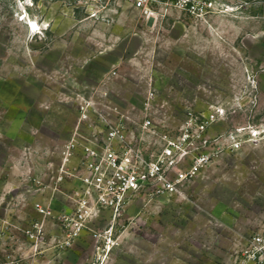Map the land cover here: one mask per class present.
I'll return each mask as SVG.
<instances>
[{"label":"rangeland","instance_id":"374dc122","mask_svg":"<svg viewBox=\"0 0 264 264\" xmlns=\"http://www.w3.org/2000/svg\"><path fill=\"white\" fill-rule=\"evenodd\" d=\"M225 1V12L206 19L176 9L147 19L119 0H0L2 180L19 179L26 189L49 163L56 174L78 122L79 94L127 114L148 152H159L166 137L182 140L189 128L180 170L201 153L210 156L177 191L140 190L76 237L48 223L47 249L34 256L19 258L8 237L0 261L236 264L242 237L264 221V0ZM13 149L21 150L25 171L8 162Z\"/></svg>","mask_w":264,"mask_h":264},{"label":"built area","instance_id":"2783aa9c","mask_svg":"<svg viewBox=\"0 0 264 264\" xmlns=\"http://www.w3.org/2000/svg\"><path fill=\"white\" fill-rule=\"evenodd\" d=\"M119 1L130 4L147 19L157 18L169 9L206 19L229 8L225 0ZM78 97L80 115L71 138L64 145L56 174L49 172L52 169L49 163L40 178L30 176L26 189L20 186L7 191L0 189V212L3 213L0 218L4 222L0 227V250L5 248L2 240L10 237L18 248L19 258L34 256L47 249L48 223L57 224L62 236L76 237L102 211L119 212L140 190L148 188L156 195L177 191L183 179L193 176L209 160V154L201 153L194 157L187 170H180L178 163L190 153L188 142L193 139V133L189 128L182 131L181 142L169 136L159 152H148L132 136L127 114L115 107L100 108L94 100L80 94ZM209 116L201 121L202 128L216 113ZM192 122L190 113L186 124ZM151 124V117L146 115L142 125L147 129ZM82 126L89 132L83 133ZM24 153L31 154V151L24 148ZM66 183L69 191L63 189ZM92 231L95 237L100 235ZM106 234L105 245L110 249L111 227ZM236 252V264H264V221L242 237ZM0 264L6 262L0 261Z\"/></svg>","mask_w":264,"mask_h":264},{"label":"crops","instance_id":"0c3cea01","mask_svg":"<svg viewBox=\"0 0 264 264\" xmlns=\"http://www.w3.org/2000/svg\"><path fill=\"white\" fill-rule=\"evenodd\" d=\"M20 153H21V150L19 149H13L10 154L8 155V162L11 163L14 167V170L15 171H25V167L22 166V165H18L21 163V160H20ZM20 162V163H19ZM34 163L31 162V167H29L31 170L30 171H33L32 169H34ZM46 166V165H45ZM21 180L19 179H16V178H10L6 181L2 180V177L0 178V187L3 188L4 190H9V188L11 187H14V186H17L19 183H20Z\"/></svg>","mask_w":264,"mask_h":264},{"label":"bare ground","instance_id":"6f19581e","mask_svg":"<svg viewBox=\"0 0 264 264\" xmlns=\"http://www.w3.org/2000/svg\"><path fill=\"white\" fill-rule=\"evenodd\" d=\"M29 27L32 30H36L38 28V23L33 20H30Z\"/></svg>","mask_w":264,"mask_h":264}]
</instances>
